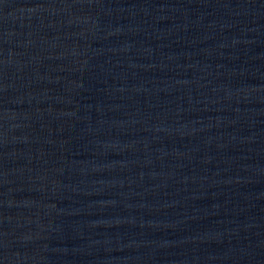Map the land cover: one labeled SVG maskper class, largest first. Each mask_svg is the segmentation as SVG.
Masks as SVG:
<instances>
[{
  "label": "water",
  "instance_id": "obj_1",
  "mask_svg": "<svg viewBox=\"0 0 264 264\" xmlns=\"http://www.w3.org/2000/svg\"><path fill=\"white\" fill-rule=\"evenodd\" d=\"M0 264H264V0H0Z\"/></svg>",
  "mask_w": 264,
  "mask_h": 264
}]
</instances>
